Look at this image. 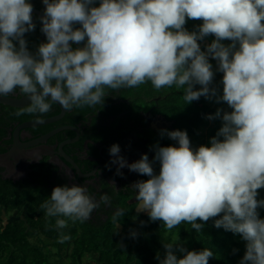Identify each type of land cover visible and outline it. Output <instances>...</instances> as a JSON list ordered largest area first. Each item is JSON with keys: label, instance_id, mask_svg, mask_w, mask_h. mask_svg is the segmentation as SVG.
I'll return each mask as SVG.
<instances>
[{"label": "clouds", "instance_id": "1", "mask_svg": "<svg viewBox=\"0 0 264 264\" xmlns=\"http://www.w3.org/2000/svg\"><path fill=\"white\" fill-rule=\"evenodd\" d=\"M41 31L47 42L34 56L25 33L33 31L28 0H0V95L17 88L30 104L17 115L47 113L51 102L65 110L103 104L105 89L133 88L146 82L156 88L185 86L187 104L200 97H217L210 85L214 72L208 57L223 73V101L233 109L224 113L223 126L210 147L191 148L186 131L162 130L178 147L155 146L159 174L145 154L128 164L112 145L111 161L121 168L150 177L132 187L138 190L137 209L167 229L188 222L200 232L203 222L220 214L214 227L240 234L247 242L240 264H264V219L257 208L258 189L264 188V0H42ZM202 20L198 32H188L186 20ZM82 28L74 29V24ZM215 39L201 50L197 41ZM83 48L73 49L70 41ZM230 40L225 46L221 41ZM15 42H18V47ZM206 42V41H205ZM208 42V41H207ZM239 45V47H237ZM200 85L199 90H194ZM50 97V99H48ZM220 116L218 109L215 117ZM101 200L109 202L103 195ZM99 205L85 187L57 186L41 205L49 217L87 221ZM123 215L118 210L113 215ZM197 220L202 223H197ZM58 228L67 226L63 219ZM136 233H132L135 237ZM137 238V237H136ZM70 239L61 236L60 242ZM160 264H208L212 251H187L164 244Z\"/></svg>", "mask_w": 264, "mask_h": 264}, {"label": "trees", "instance_id": "2", "mask_svg": "<svg viewBox=\"0 0 264 264\" xmlns=\"http://www.w3.org/2000/svg\"><path fill=\"white\" fill-rule=\"evenodd\" d=\"M202 20L187 19L184 28L188 32H198ZM76 29V24L73 25ZM40 27L35 24L33 31L24 35L26 46L34 56L38 52V47L42 43L39 36ZM215 39L213 35L200 40L199 45L208 41L210 44ZM221 43H232L230 40H223ZM18 47V42L14 41ZM239 47V45H237ZM204 51V49H201ZM210 57V56H209ZM214 72L213 82L210 87L217 90V97L223 93V74L219 73L215 67V61L209 58ZM200 85H196L194 90H199ZM185 86L172 85L165 87L163 104H168L174 108L171 113L176 130L186 131L190 140L191 148L195 151L200 146L210 147L212 138L217 137V133L223 126L222 118L210 120L208 116H214L213 112L207 107L208 102L216 99H206L200 97L187 104L184 100ZM22 94L17 88L7 98H22ZM227 105V103L225 102ZM228 106V105H227ZM230 108V107H229ZM231 109V108H230ZM22 110H13L0 106V157L9 154L11 148L10 136L15 129L24 124L36 121H44L54 118L59 114L58 109L51 104V109L47 113H24L17 115ZM78 111V109H77ZM233 109H231V112ZM80 121H86L84 115H75L67 118L64 122L56 125L28 131L27 134L32 140L39 139L55 130L69 125L80 126L85 131H89L94 136V143L104 145L108 142L112 133L125 126L135 119H117L111 126L108 122L98 123L95 119L90 124L77 125ZM109 126V127H108ZM174 130V131H176ZM201 132L205 133L202 137ZM73 135L60 133L51 139L47 146L56 145V148L66 142L71 141ZM222 140V137H217ZM87 141V140H85ZM168 146L178 147V142ZM82 145H72L64 149L66 156L78 153ZM28 178L25 181L11 182L3 179V169L0 168V210L6 215L16 214L19 219L13 224L3 225L0 219V264H160L157 256L163 259L166 254L164 244H173L178 258H183V253L178 248L183 247L187 251H202L209 249L213 257L209 258L208 264H240L246 253L247 242L240 234L226 231L223 228L214 227V220L222 218L223 214L215 218H210L204 223L202 231L197 232L188 222H181L172 229H167L162 221H152L149 215H137L133 206L127 205L126 196L123 194L115 195L112 189L107 186L103 188L100 207L97 214L91 213V218L87 221H73L69 217L46 215V209L41 205L50 200L51 192L43 184L52 181V171L47 159L41 164L32 167ZM158 170L155 171L157 173ZM257 200H264V188L258 189ZM87 195L94 199V192L90 189ZM103 195L109 197V202L101 200ZM95 201V199H94ZM122 210L121 215L126 224L117 227L113 221V215ZM260 219H264V207L257 208ZM121 216L117 217L120 222ZM63 219L67 222L64 228H58L56 221ZM197 223H202L197 220ZM125 227V228H123ZM146 227L145 236L138 234L136 240L132 235L125 233V230H141ZM68 236L70 239L60 242L61 236ZM42 238V239H40ZM42 242V244L40 243ZM44 246V247H43ZM61 250L60 260L54 258V250Z\"/></svg>", "mask_w": 264, "mask_h": 264}, {"label": "flooded vegetation", "instance_id": "3", "mask_svg": "<svg viewBox=\"0 0 264 264\" xmlns=\"http://www.w3.org/2000/svg\"><path fill=\"white\" fill-rule=\"evenodd\" d=\"M96 1H99L98 5L95 4ZM28 2L33 6V11L31 14L32 22L34 25L37 24L40 27V39L43 42H47L46 35L41 31V17L44 15L45 5L43 4L42 0H28ZM99 5L100 0H94V3L90 5V7H99ZM78 28H82V25L77 23L76 29ZM86 42L87 41L85 39V41L81 42L80 44H76L75 42L71 41L70 44L73 49H76L83 48ZM204 42L200 44L201 49H205V46H202ZM226 44V46H228L230 43ZM164 89L165 87L156 89L150 81L133 88L125 87L119 90L106 88V96L104 98L103 104H97L95 106L73 107L71 110H65V113L60 122H64L67 118L75 115H84L86 121H80V123L77 124L82 125L86 123L90 124V122L95 118V115H97L98 113H108L111 111L122 110L129 106L135 107L129 110H122L118 118L124 119L125 121L129 119H135V121L129 122L122 128L115 130L109 138L108 142H106L104 145H102L101 143H94L93 141L88 140L83 141L79 138H76V135H80L83 130V128H81L80 126H64V129L76 130V132L65 131V133L73 135L71 139L73 145H82V148L80 151H78V153L70 156L65 155L64 149L72 145L63 148V153L68 158V161L65 163L56 155L59 146L63 143L60 144L57 148L56 145L47 146V143L51 139L46 143L45 146L32 150H18L16 154L12 153L11 149L13 146V132L10 136L12 144L8 159L11 161V169L5 170L4 166H0L1 169H3V179L11 182H13V180L10 178L17 179V182L25 181L29 172H31L30 169L41 164L45 161V159H47V162L51 167L53 176L50 183L43 182V184H47L44 188L46 190H49L51 193L52 190L57 186L71 187L73 185H76L85 187L87 189V192L92 189L94 192L95 202L99 205L96 209H94L93 212V214L96 215L97 209L101 205V201H99L97 198L98 196H101L103 188L107 186L109 189H112L113 194H123L124 196H126L123 200H127L128 206L134 207V212L137 215L146 214V212L139 211L137 209L138 202L135 197L138 194V190H135L132 186L138 181H146L148 179H146L144 175L129 171L127 167L121 168L120 172L122 173V175H118L117 168L119 167V165L111 163V161L115 159V157H112L109 154V150L112 145H118L120 148L119 155L122 156L128 164L140 160L141 157L146 154L149 158V162L153 167L154 173L156 170H158L156 167L157 161L155 160V146L159 145L160 147H168L166 142L170 143L171 145L176 143V141L171 140L167 136L166 132L161 135L162 130H167L168 132L176 130L174 127V120L171 116L174 108L168 104L162 103V100L164 99ZM120 105H124L125 107H120ZM58 111L59 114L55 117H59L61 115V111L59 109ZM212 112L215 113V110L212 109ZM113 124H110L109 126ZM27 132L28 131H24L20 134L19 142L22 145L38 140H32ZM91 135L93 137L96 136L93 133H91ZM150 135L151 137H149ZM152 140H158L159 143L153 146ZM76 172H78V174H76ZM23 174H25L26 176L23 177ZM91 174H94L92 178H83ZM131 231L136 233L135 239L138 234H141L140 230H125V233L128 235H132Z\"/></svg>", "mask_w": 264, "mask_h": 264}, {"label": "water", "instance_id": "4", "mask_svg": "<svg viewBox=\"0 0 264 264\" xmlns=\"http://www.w3.org/2000/svg\"><path fill=\"white\" fill-rule=\"evenodd\" d=\"M32 14V13H31ZM207 45H209V42H204L202 46H205V49H204V52L206 53L207 52ZM212 59L211 57H208V59ZM215 61V67L218 71V62L213 59ZM219 73L223 74L222 72L218 71ZM50 99V97L48 98ZM49 103L55 105L60 111H61V115L59 117H55V118H52V119H49V120H46V121H42V122H35V123H27V124H24V125H21L19 127L16 128V130L14 131L13 135H12V139H13V146H12V153L16 154L18 150H32V149H35V148H39V147H42V146H45L46 143L54 138L55 136H57L58 134L62 133V132H65V131H72V132H76V130L74 129H59V130H56L36 141H33L31 143H28V144H25V145H22L20 144L19 142V138H20V134L21 132H24V131H29V130H35V129H39V128H43V127H46V126H50V125H54V124H57L61 121L64 113H65V109L63 108L62 105H60L58 102H51V101H48ZM30 104V100L27 96H24L22 98H17V97H12V98H7L6 96L4 95H0V106L2 107H6V108H10V109H14V110H23L24 108H26L28 105ZM69 145H73V143L71 141L69 142H65L63 143L62 145L59 146L58 148V151H57V157L62 160L64 163L67 162L68 158L64 155L63 153V148L66 147V146H69ZM11 152V151H10ZM9 155H6L4 157H0V166H4L5 167V170H10L11 169V161L8 160L9 159ZM73 166V165H72ZM1 168V167H0ZM77 170V169H76ZM29 172V171H28ZM76 174H78V172H76ZM23 177H25L26 175L23 174L22 175ZM94 176V174H91L87 177H83L85 179H89V178H92ZM28 178V176H27ZM26 178V179H27ZM13 180V182H17L18 180L15 179V178H10Z\"/></svg>", "mask_w": 264, "mask_h": 264}, {"label": "rangeland", "instance_id": "5", "mask_svg": "<svg viewBox=\"0 0 264 264\" xmlns=\"http://www.w3.org/2000/svg\"><path fill=\"white\" fill-rule=\"evenodd\" d=\"M95 4L98 5L99 1H96ZM208 106L211 109L215 110V111H217L219 109L220 110V115H222V116L224 115V113H231V109L229 108V106H227L225 104V102H223V101L217 102V98L214 99V100H211L210 102H208ZM208 124H209V126L212 125L211 122H208ZM201 134H202V137L206 136L204 132H201ZM149 137H151V135ZM76 138H79L80 140H83V141L84 140L90 141V140L94 139V137L91 135V132L85 131L84 129L82 130L80 135H76ZM71 139L72 138H70V140ZM152 142H153V146L156 145L157 143H159L158 140H156V141L152 140ZM156 167L158 169V172L154 173V174L158 175L159 171H160V163H159V161L156 162ZM145 178L149 179L150 177L145 176ZM0 219H1L3 225H7V224H13L15 221H17L19 219V217L16 214L6 215L3 210H0ZM119 224L120 225H122V224L125 225L126 224V221L124 220V218L122 216L120 218ZM123 228H125V227H123ZM145 232H146V228H143V229L140 230V233L143 236H145ZM131 233H133V231H131ZM134 240H136L135 237H134ZM40 243L42 244V242H40ZM53 252H54V255H55L54 258L59 261L60 258H61V250L56 248Z\"/></svg>", "mask_w": 264, "mask_h": 264}, {"label": "crops", "instance_id": "6", "mask_svg": "<svg viewBox=\"0 0 264 264\" xmlns=\"http://www.w3.org/2000/svg\"><path fill=\"white\" fill-rule=\"evenodd\" d=\"M224 45H227L226 43ZM223 93L220 95L222 96ZM120 107H125L124 105H120ZM207 107L212 111V109L208 106L207 104ZM131 108H135L134 106H129L127 108H124L122 110H129ZM122 110H116V111H111V112H108V113H98L97 115H95V120L97 122H108L109 124H113L115 123V121L119 118V114ZM217 111H215V113H213L214 115L216 114ZM223 116L220 115L219 117L217 118H222ZM93 119V120H94ZM208 122H210V120H208Z\"/></svg>", "mask_w": 264, "mask_h": 264}]
</instances>
